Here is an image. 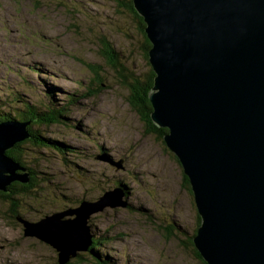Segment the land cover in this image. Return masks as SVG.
Wrapping results in <instances>:
<instances>
[{"label": "rangeland", "instance_id": "1", "mask_svg": "<svg viewBox=\"0 0 264 264\" xmlns=\"http://www.w3.org/2000/svg\"><path fill=\"white\" fill-rule=\"evenodd\" d=\"M125 3L0 0V113L24 122L23 104L36 106L38 117H28L25 128L33 124L50 139L45 146L20 141L17 151L25 164L18 162L24 168L18 172L30 168L36 182L32 197L17 209L33 222L77 207L80 200H96L122 183L121 204L104 206L87 220L110 264H203L188 242L198 228L188 177L127 101L123 79L144 78L149 68L142 57L144 38ZM113 48L125 71L108 62ZM95 73L103 80L100 86ZM89 88L95 94L80 98L79 89ZM71 94L79 99L66 104ZM41 112L58 115L59 121L37 123ZM12 208L0 201V264H60L59 251L25 235ZM81 253L85 260L79 262L76 254L64 264H94L87 251Z\"/></svg>", "mask_w": 264, "mask_h": 264}, {"label": "water", "instance_id": "2", "mask_svg": "<svg viewBox=\"0 0 264 264\" xmlns=\"http://www.w3.org/2000/svg\"><path fill=\"white\" fill-rule=\"evenodd\" d=\"M133 6L151 42L150 117L168 129L161 138L188 177L201 219L193 246L207 264H264V0H133ZM27 121H0L3 192L13 181L29 182L7 154L30 137ZM111 196L104 192L33 222L17 218L25 235L51 245L64 264L90 246V213L121 204Z\"/></svg>", "mask_w": 264, "mask_h": 264}, {"label": "trees", "instance_id": "3", "mask_svg": "<svg viewBox=\"0 0 264 264\" xmlns=\"http://www.w3.org/2000/svg\"><path fill=\"white\" fill-rule=\"evenodd\" d=\"M125 6L127 8L126 10L135 19L136 24H137V28H138L139 32L141 33V35L144 38V41H143V44H142L143 45L142 46V50H143L142 57L145 59L146 63L148 64V68H149V71H148L147 74L145 73L146 76L144 78L138 77V76H133V74H131V76L129 78H127L125 75H123V78L125 76V78L123 79L124 85L129 90L128 95H127V101L129 102L130 106L135 110V112H137V114L141 117V119H143L146 128L150 132H158L159 136L163 137V135L168 131V129L165 128V127L156 126L152 122V119L150 117V113L152 111V106H151L150 101L148 100V93H149V91L152 88L153 77L155 76V72L152 70L150 64L148 63V61L146 59H147V55H148L147 51H148V49L151 46V44H150L151 42L146 37V32L143 31L144 30V26H145V22L143 21L142 16L139 15L135 11L134 6H133V0H127V4L125 3ZM105 44H106V42H105ZM106 46H109L108 42H107ZM113 50H114V48H113ZM106 53H107V51H106ZM107 54H109V53H107ZM117 56H118V52L117 51L114 50V51L110 52V58L108 59V62L110 64H112L113 67H116L114 69H116V70L119 69L118 71H121L120 69H122L123 71H125L124 68H122L121 64H119ZM94 79H97V81H94ZM94 79H93V81L96 83V85L100 86L101 83L103 82V80L101 79V77L98 76L97 73L94 74ZM77 84L80 85L81 82L78 81ZM95 92H96V90L93 89V88L92 89L89 88V89H86V90H83V91L81 89H79L78 94H79L80 98H82V97L92 96V95L95 94ZM76 96L79 99V96L78 95H76ZM76 96H75V94H72L71 97H68L69 99L67 98L66 104H69V101H70L71 104L72 103L75 104L76 101H77L76 100ZM23 105H24V108L21 109V111L19 113V119H22L23 121H27V119H29L28 117H30V118H34V116L38 117L36 115L37 112L35 111L36 110V106L31 105V104H27V103H24ZM55 109L58 112L57 114H59L61 108L59 106H57V108H55ZM23 111L27 112V114H24ZM30 113H33V115L29 116L28 114H30ZM51 113H53V112H51ZM58 118H59L58 115H57V118L56 117L53 118L50 115H47V113L41 112V117L37 121V123H40L42 121L47 122V123L56 122V121H59ZM8 119L9 120L13 119V115L10 114V112L7 113V114L6 113H3V114L0 113V121H3V120L4 121L5 120L8 121ZM35 122H33V123H35ZM32 125L33 124H29V125L26 126L27 132L30 135V139H26L25 140L26 142H30L31 144L33 143L34 145H36V143H37V145L38 144L39 145H44L43 143H46V142L50 141V139H45L42 135H40L39 132H37L38 130L35 131L32 128ZM58 143L61 144L62 148L66 147V144H63V142H59L58 141ZM21 144H22V142L16 144L14 146V148L8 150L7 153L15 161L19 162L21 165L24 166L25 163H23L21 161L20 153L17 151L18 147L21 146ZM28 170H29V174H30L28 183L23 184V183H20L18 181H13L10 185H8V191L7 192H3V191L0 190V201H2V202H8L9 201L10 205H12V207H13L12 208V212L14 213V217H16V216L17 217H19V216L23 217V216H21L19 214V210L17 209V207H18V205L20 203H22L21 201H24L25 198L32 197L31 194H33L32 187L35 185V182H36V177L35 176L36 175H35V173H33V171L30 168ZM184 180H185V182L187 184H189L187 178H184ZM119 185H121V187L119 186V188H121L125 192V187L123 186V184L120 183ZM124 195H126V194L124 193ZM46 215H48V214L41 215V218L46 216ZM200 221H201V219L199 218V216L197 214L196 227L199 226ZM90 232H91V234H93L92 231H90ZM188 242H189L190 245H192V251H193L194 255L197 258H199L202 261L203 264H206V262L203 261L202 257L197 252L196 248L193 246L192 241L189 240ZM102 245H103V242L101 241V239L96 237V236H94V234H93L92 239H91V244L87 248L86 251H87V254L89 256V259L94 264H110L109 257L105 253L102 254L99 251L100 247ZM77 254L79 255L78 256L79 262L86 259V257H84L82 255L81 251H77ZM67 264H71V262H69Z\"/></svg>", "mask_w": 264, "mask_h": 264}, {"label": "bare ground", "instance_id": "4", "mask_svg": "<svg viewBox=\"0 0 264 264\" xmlns=\"http://www.w3.org/2000/svg\"><path fill=\"white\" fill-rule=\"evenodd\" d=\"M142 16V15H141ZM146 27V23H145V26H144V28ZM155 77V76H154ZM76 84H77V82H76ZM71 96H72V94H71ZM75 101V100H74ZM72 102V101H71ZM75 103V102H74ZM158 127H160V126H158ZM27 130V129H26ZM28 133V132H27ZM105 192H111L112 194H113V197L111 196V199H118V197L117 196H119L120 197V195H122V194H124V191L121 189V188H119V187H117L114 191L112 190V189H109V190H106ZM127 204L125 203V205L124 206H126ZM105 206H110V205H105ZM112 207V206H111ZM92 213H94V212H92ZM91 214V213H90ZM31 236H33V235H31ZM42 240V239H41ZM44 241V240H43ZM77 253V252H76Z\"/></svg>", "mask_w": 264, "mask_h": 264}]
</instances>
